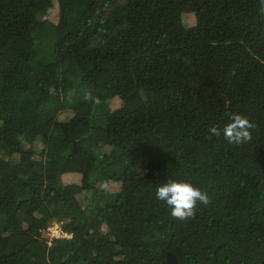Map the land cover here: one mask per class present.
<instances>
[{"label": "trees", "instance_id": "16d2710c", "mask_svg": "<svg viewBox=\"0 0 264 264\" xmlns=\"http://www.w3.org/2000/svg\"><path fill=\"white\" fill-rule=\"evenodd\" d=\"M258 8L0 0V264H264ZM229 113L250 142L208 138ZM169 180L210 204L174 219L155 196ZM53 220L70 237L48 242Z\"/></svg>", "mask_w": 264, "mask_h": 264}, {"label": "clouds", "instance_id": "9594fccd", "mask_svg": "<svg viewBox=\"0 0 264 264\" xmlns=\"http://www.w3.org/2000/svg\"><path fill=\"white\" fill-rule=\"evenodd\" d=\"M258 12L264 15V0H258ZM55 89H49L50 94ZM83 99L85 101L98 102V98L93 97L91 92L86 91ZM229 123L223 128L211 126L208 129L209 139L213 136L223 138L230 144L241 145L252 140V130L256 125L252 123L246 116L238 113H229ZM155 196L162 201L170 209V215L179 221L189 220L196 215L198 203L207 206L211 200L206 191L195 187L192 183L181 181L177 182L169 180L157 187Z\"/></svg>", "mask_w": 264, "mask_h": 264}, {"label": "built area", "instance_id": "2783aa9c", "mask_svg": "<svg viewBox=\"0 0 264 264\" xmlns=\"http://www.w3.org/2000/svg\"><path fill=\"white\" fill-rule=\"evenodd\" d=\"M42 235L47 238L48 242L53 238L70 237L69 234L62 230L61 224L55 220L42 230Z\"/></svg>", "mask_w": 264, "mask_h": 264}, {"label": "rangeland", "instance_id": "374dc122", "mask_svg": "<svg viewBox=\"0 0 264 264\" xmlns=\"http://www.w3.org/2000/svg\"><path fill=\"white\" fill-rule=\"evenodd\" d=\"M56 14H57V7H54L53 10H52V12H51V14H50V16H51L53 19H55ZM118 104H119V102H118L117 100H116L115 102H112V104H111V109H113L114 107H116ZM64 181H65V183H69V184H70V183H76L75 180H72V179L69 178V177L64 178ZM110 188L112 189V188H114V186H110Z\"/></svg>", "mask_w": 264, "mask_h": 264}]
</instances>
